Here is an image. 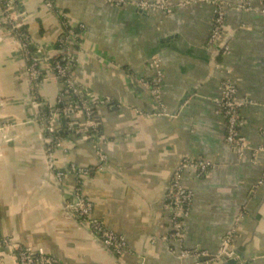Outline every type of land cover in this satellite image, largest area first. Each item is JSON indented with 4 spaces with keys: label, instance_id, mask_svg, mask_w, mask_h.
Masks as SVG:
<instances>
[{
    "label": "crops",
    "instance_id": "0c3cea01",
    "mask_svg": "<svg viewBox=\"0 0 264 264\" xmlns=\"http://www.w3.org/2000/svg\"><path fill=\"white\" fill-rule=\"evenodd\" d=\"M47 1L15 0V22L51 54L63 33L56 12L85 26L72 47V73L96 103L101 135L93 141L68 129V121H83L80 111L65 124L56 121L63 148L51 168L34 99L44 103L45 115V104L57 103L60 83L44 64L42 89L31 86L21 44L2 22L0 2V235L44 248L57 264H179V246L168 239L163 193L181 158L189 157L208 161L211 169L202 177L193 169L183 175L194 194L184 247L216 252L245 208L236 247L244 248L250 264H264V185H258L264 153L258 163L249 152L239 157L226 144L225 120L217 113L221 82L231 77L239 96L251 101L241 110L243 134L251 148L264 146V0H223L228 50L215 58L205 48L215 10L201 0H171L166 12L143 11L136 5L141 0L122 6L50 0L54 9ZM154 58L164 73L161 100L169 116H154L159 107L138 83L153 78ZM104 98L113 105L100 104ZM99 151L108 156L103 169ZM71 163L96 169L80 188L94 203V216L127 238V253L119 259L67 209L77 182L67 173L57 184L55 173L67 172ZM0 264L19 261L0 246Z\"/></svg>",
    "mask_w": 264,
    "mask_h": 264
},
{
    "label": "built area",
    "instance_id": "2783aa9c",
    "mask_svg": "<svg viewBox=\"0 0 264 264\" xmlns=\"http://www.w3.org/2000/svg\"><path fill=\"white\" fill-rule=\"evenodd\" d=\"M108 1L115 6L125 4L124 0ZM201 1L211 4L215 10L213 26L205 45V48L215 58L228 50L227 44L218 53L219 47L227 38L226 11L228 5L223 0ZM0 2L2 5V22L7 26V31L10 34H14L21 44L30 83L37 91L40 88L42 89L45 79L44 64L48 65V70L60 83L57 103L55 106L45 104L48 109L45 115L41 113L44 103L40 99H34V105L37 110L35 116L40 122L45 123L43 132L46 135V150L49 164L53 168L55 167L53 155L58 149L63 148V137L59 135L58 129L54 125L56 121L60 119L67 120L74 112L80 111L83 113V121L80 124L76 121H68V129L76 135L84 136L93 141L99 140L101 135L100 122L96 118L94 111L96 103L85 95L82 86L77 83L72 73L77 61L72 47L78 44L77 40L80 34H77V30L83 32L85 26L83 24L72 25L64 12H56L61 19L63 33L57 40L55 53L51 54L50 52H44L43 49H39L34 40L27 33L23 32L19 24L15 22V0H0ZM46 4L49 8L54 9V4L50 0ZM136 5L146 12H166L172 4L171 0H141ZM244 6L248 10L251 8L247 3ZM262 11L264 12V8ZM151 66L154 69L153 78L139 79L138 83L147 90L152 100L159 107L154 116H169L164 110L161 100L164 73L159 60L157 58L152 59ZM99 103L113 105V101L110 98H104ZM249 104H251L250 100L239 96L238 87L231 77H226L222 80L220 98L217 101V113L225 120V142L236 151L239 157H243L249 152L253 161L258 163V156L264 153V146L251 148L242 131L244 121L241 117V110ZM98 160V169H103L107 166L108 156L106 153L99 151ZM189 169L196 170L198 176L202 177L210 172L211 164L204 159L182 157L176 166L170 187L166 192L163 210L168 214L169 218L168 239L179 246L178 259L189 260L191 264H220L225 260L235 258L238 226L248 215L245 208H242L235 216L233 227L223 237L220 248L216 252L211 253L202 248L189 249L184 247L186 239L185 224L191 214L194 201L193 192L183 184V175ZM95 170L93 167L71 163L67 172L58 170L55 173V179L60 184L67 173L73 176L77 182V186L74 194L66 202L67 209L81 228L86 230L96 241L101 242L119 259L127 253V238L94 216L95 205L91 199L83 195L80 188L83 180L89 177ZM258 185H264V176ZM0 246L7 247L11 252H14L19 264L58 263V260L48 254L42 247H24L15 244L11 239L1 235ZM241 264L250 263L249 261H242Z\"/></svg>",
    "mask_w": 264,
    "mask_h": 264
},
{
    "label": "water",
    "instance_id": "95a60500",
    "mask_svg": "<svg viewBox=\"0 0 264 264\" xmlns=\"http://www.w3.org/2000/svg\"><path fill=\"white\" fill-rule=\"evenodd\" d=\"M227 43H228V38H226L224 40L223 44L219 47L218 53L223 50L224 46L227 45ZM189 99H190V93L187 95L186 98L183 99V101H187ZM62 122L65 124L66 119H62ZM99 128H101L100 124H99ZM175 169L173 170V172L171 173L169 179L167 180V182L165 184L164 193H163V201L165 199L166 192L168 191V188L170 187L171 179L173 177ZM242 261H247V257L245 256V253H244V248L243 247H241V248L237 247L236 248V257L233 259L225 260L224 262H222L220 264H241ZM178 262L182 263V264H189V260H179L178 259Z\"/></svg>",
    "mask_w": 264,
    "mask_h": 264
},
{
    "label": "trees",
    "instance_id": "16d2710c",
    "mask_svg": "<svg viewBox=\"0 0 264 264\" xmlns=\"http://www.w3.org/2000/svg\"><path fill=\"white\" fill-rule=\"evenodd\" d=\"M82 33V31H79V30H77V34H81ZM78 42H79V38H78V40H77ZM48 111V109H46L45 108V113ZM97 118V117H96ZM98 119V118H97Z\"/></svg>",
    "mask_w": 264,
    "mask_h": 264
},
{
    "label": "rangeland",
    "instance_id": "374dc122",
    "mask_svg": "<svg viewBox=\"0 0 264 264\" xmlns=\"http://www.w3.org/2000/svg\"><path fill=\"white\" fill-rule=\"evenodd\" d=\"M31 86H32V84H31ZM45 108L47 109V107L45 106ZM46 139V138H45ZM45 144H46V141H45ZM55 183H57V181H56V179H55ZM58 184V183H57Z\"/></svg>",
    "mask_w": 264,
    "mask_h": 264
}]
</instances>
